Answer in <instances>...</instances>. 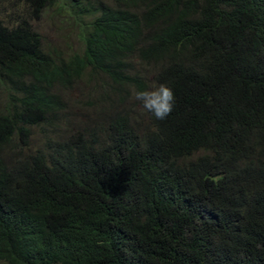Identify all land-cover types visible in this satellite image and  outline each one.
Returning a JSON list of instances; mask_svg holds the SVG:
<instances>
[{
  "label": "trees",
  "instance_id": "1",
  "mask_svg": "<svg viewBox=\"0 0 264 264\" xmlns=\"http://www.w3.org/2000/svg\"><path fill=\"white\" fill-rule=\"evenodd\" d=\"M10 1L0 264H264V0ZM57 3L68 54L32 26ZM159 84L173 111L142 124Z\"/></svg>",
  "mask_w": 264,
  "mask_h": 264
},
{
  "label": "rangeland",
  "instance_id": "2",
  "mask_svg": "<svg viewBox=\"0 0 264 264\" xmlns=\"http://www.w3.org/2000/svg\"><path fill=\"white\" fill-rule=\"evenodd\" d=\"M60 6V3L52 5L43 11L39 15L38 19L32 18V26L42 36L46 45L56 47L64 54H68L70 50L78 49L80 45L78 37L79 32L74 23L75 20L71 15V12L68 11L67 6L62 5V7L58 9ZM18 7L19 6L17 4L13 5V2L10 0H0V19L7 21L9 19V15ZM17 10L19 11V8ZM89 90L90 87L86 89L81 87L73 89L69 92L68 99L70 102H75L80 106L79 101L89 97ZM136 107V110H139L138 113L142 112V114L137 117L143 124L146 121L145 112L142 111L143 108L141 105H137ZM33 131L35 134L38 132L36 129ZM34 138L35 139H33L32 144L33 146H36L38 136H35Z\"/></svg>",
  "mask_w": 264,
  "mask_h": 264
},
{
  "label": "clouds",
  "instance_id": "3",
  "mask_svg": "<svg viewBox=\"0 0 264 264\" xmlns=\"http://www.w3.org/2000/svg\"><path fill=\"white\" fill-rule=\"evenodd\" d=\"M134 99L158 120L165 119L173 111L175 102L174 93L166 84H159L151 90H137Z\"/></svg>",
  "mask_w": 264,
  "mask_h": 264
}]
</instances>
